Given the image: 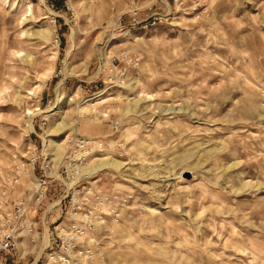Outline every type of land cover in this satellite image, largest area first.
<instances>
[{
    "label": "rangeland",
    "instance_id": "1",
    "mask_svg": "<svg viewBox=\"0 0 264 264\" xmlns=\"http://www.w3.org/2000/svg\"><path fill=\"white\" fill-rule=\"evenodd\" d=\"M83 137L0 264H47L74 183L120 197L96 264H264V0H0V180Z\"/></svg>",
    "mask_w": 264,
    "mask_h": 264
},
{
    "label": "built area",
    "instance_id": "2",
    "mask_svg": "<svg viewBox=\"0 0 264 264\" xmlns=\"http://www.w3.org/2000/svg\"><path fill=\"white\" fill-rule=\"evenodd\" d=\"M115 58L112 56L111 61ZM101 144L102 141L94 137L70 139L63 161L58 162L55 169L54 162L45 154L42 158L35 154L29 158L11 157V170L0 180V254L15 248L20 237L28 236L30 241L37 242V221L30 210L41 203L51 180L60 178L62 173L68 178L73 177L88 150ZM30 172L35 174L29 188L31 192L21 194L18 187L22 184V176ZM74 184L66 188V220L57 221L52 228L46 225V232L43 229L40 250H47V264H96L100 244L97 228L109 216H118L116 207L111 205L120 198L118 193L98 192L85 185L70 191ZM129 197L131 195L127 193L121 199ZM45 215L43 213L40 221L43 225L46 224Z\"/></svg>",
    "mask_w": 264,
    "mask_h": 264
},
{
    "label": "bare ground",
    "instance_id": "3",
    "mask_svg": "<svg viewBox=\"0 0 264 264\" xmlns=\"http://www.w3.org/2000/svg\"><path fill=\"white\" fill-rule=\"evenodd\" d=\"M62 161H63V160H62ZM62 161H58V162L60 163V162H62ZM85 163H86V161H85Z\"/></svg>",
    "mask_w": 264,
    "mask_h": 264
}]
</instances>
